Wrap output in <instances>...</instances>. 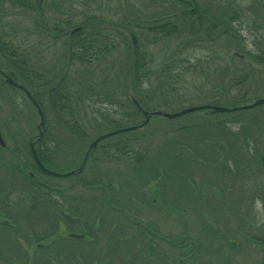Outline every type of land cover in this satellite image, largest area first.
I'll use <instances>...</instances> for the list:
<instances>
[{"label":"rangeland","instance_id":"374dc122","mask_svg":"<svg viewBox=\"0 0 264 264\" xmlns=\"http://www.w3.org/2000/svg\"><path fill=\"white\" fill-rule=\"evenodd\" d=\"M29 1L33 6L37 0ZM88 1H63L62 11L65 8L66 13L69 11L67 14L74 17L73 25L84 24L86 13L111 17L123 15L130 10L131 14L142 10V13L149 15L168 16L169 13H175L182 16L181 21L177 20L174 23L177 28L182 27V30L185 31L182 37L171 42H161L158 47L150 44L147 50L148 53L153 54L154 59L158 58L155 59L156 61L164 64L171 61L166 62L163 57L172 59V57L169 58V55L173 49L182 51L180 54L174 55V58L182 60L177 61L174 67L176 72L180 71L181 74L169 82L175 90L168 89V94L165 95L166 90H160L157 87L159 81L155 78H152L150 84L146 85L147 90H150H148V94L154 100L147 105L149 112L172 113L184 107L201 105L233 108L242 104L243 95H246V101L250 103L264 98V65L251 66L252 59L250 58L255 53H264V12L260 9V6L264 5V0L261 4L254 0H195L199 6L198 13L203 16L201 18H207L199 24L198 20L194 22L195 25L200 26V32L189 30V24L185 21L189 17V8L176 0L170 1V3L167 0L164 3H160L161 0H96L93 1L94 3H88ZM44 2L47 4L45 7L47 15L55 19L54 16L57 15L55 7L48 1ZM83 2L90 4L91 7H84ZM68 5L72 7L68 8ZM4 7L10 12L7 21L11 26L9 33L14 45L23 49L26 54L23 52L21 54L30 58L34 70L39 74L42 73L41 80L37 81V85H40L39 91H34L40 94L37 96L46 104V107L47 89L49 90L50 85L52 87L61 85L62 90H72L69 93L71 97L80 86L98 83L101 77L110 85L102 87L109 90L110 97L104 95L94 99V102L87 101L88 103L84 99L79 103L76 99H72L74 114L61 111L62 114L57 112L56 116L54 113L51 114L52 111L47 107L46 134H48L49 140L47 144L50 145L49 134H54L58 144L57 159L60 162L59 165H56L57 159L52 158V165L46 167L48 170L62 173L66 172L68 168L79 166L88 146L96 137L107 134L117 127L125 128L134 123H140L144 119L134 117L125 120L121 117L123 113L131 112L132 106L129 102L131 98L141 99L140 88L132 74L135 50L132 46L131 30L116 27L118 34L114 32L115 30L109 33L108 39L113 47L109 48V52L102 60L87 65L76 63L72 66L60 57L67 51L65 43L67 37L59 36L57 33L53 35L54 38L43 32H37L34 28V17L25 7L21 8L10 3ZM227 7H232L238 14H240L238 10H242L240 25L230 24L226 21L225 14L228 13L230 16ZM84 11L86 13L82 15ZM258 14L261 17H257ZM59 16L57 17L59 18ZM249 17L253 20L251 21ZM256 21L259 22V29L251 25L256 24ZM212 23L213 25H211ZM224 25L230 27L225 29ZM146 27V25H140L139 30H133L136 33L135 36L138 38L140 36V43L141 45L143 43V46L145 42L149 45V40L155 36L154 33H149ZM62 28L65 29L66 26L62 25ZM86 28L88 27L85 26L83 31L91 32L92 36L103 33L102 24H93L91 28ZM237 31H239L240 38L236 37ZM184 36H197V39L202 42L196 41L197 44L189 45L186 43L189 37ZM99 44L101 48L106 47L105 43L100 42ZM0 68L7 77L10 72L13 73L2 59H0ZM254 77L256 79L252 80ZM236 78H246V80L243 81V84L231 88V83ZM81 80H83L82 84L78 85ZM47 81L48 83L43 84ZM3 83L4 79L0 76V133L4 142L11 146L12 156L18 162L20 173L16 174L13 178L16 180L13 181L6 170L8 167L6 163L11 161V157L7 156L4 149H0V189L3 183H5L7 191L13 183L22 187L26 181L20 178L24 177L23 175L27 172L36 173L38 177L35 175L34 180L41 185L49 186L51 190L53 189L51 193L56 197L57 202L60 203L65 197L64 201L67 205L71 203L84 215L90 213L96 226L100 224L99 219L106 222L107 226L115 223L114 225L118 226L119 238L124 237L123 239L129 240L133 236L134 240H138L139 237L136 233L140 230L135 221L143 220L153 226L155 224L157 234L159 233L166 239L184 238L183 240L188 246L193 244L196 247L195 252L199 253V258H196L195 263L192 259H187L185 262L188 264H207L203 261H208V259H211L213 264H264V162L261 163V157L264 156V106L247 110V113L241 115L227 113L209 116L203 111H198L174 120L151 117L144 130L128 132L102 140L87 160L79 177L91 182L106 183L112 180L116 182L115 197L122 205L127 206V209H125L126 206L123 207L126 212L124 213L123 210L117 209L112 202L106 200L105 195L101 192L82 187L74 180L77 177L57 179L40 175L33 169V162L29 155L30 147L28 146V150L26 147L29 145V136L35 138L37 135L39 118L31 103L21 93L6 87ZM111 87L118 91L116 92ZM221 90H229V94H225ZM142 102L144 103V101ZM75 107H77V111ZM99 114H107L119 122L122 121L121 125L111 126L101 120ZM75 115L79 124L83 125L81 129L85 130L84 132L88 136L85 139L79 140L74 137L57 119L58 116L68 118ZM190 123L191 127L182 129L183 125ZM142 135H145L146 138L140 143V147L137 142H133L130 146L135 151L140 149L145 151L146 159L140 165L133 164L132 153L119 155L122 161L114 160L112 157L114 144L128 141L129 138H140ZM205 138L215 145L208 144L204 147L202 141ZM182 142L189 143L186 146L189 147L188 150L186 147L181 148L185 155V162L171 167L167 177L163 175L158 185L154 184L155 181L150 182L148 174H144V179L141 181L145 184L150 183L149 186L141 189V185H139L141 182L137 183L134 180L136 177L132 170L146 168L151 163L157 165V158L161 157L157 155V147H162L164 153L168 154L173 146H179ZM223 145L227 146L223 147ZM210 146L221 149V155L217 156L215 152L213 154V158H216L215 161L213 158L205 162L195 161L203 153H208L207 149H204ZM110 152L111 156L107 158V153ZM20 156L25 159L23 165L20 163ZM225 156L228 157V161H225ZM222 164L229 171L225 169V172L222 173L218 167L223 166ZM147 169H144V172ZM237 170L238 175L236 174ZM170 173L178 176L182 173L184 179L181 182L187 183L183 191L180 190V187H176L173 180L170 181ZM4 176H8L11 181L7 178L9 182H3ZM69 186L72 188L69 189ZM156 188L159 190V199L162 200L168 214L160 212L147 198L150 194L155 193ZM16 193L21 195V192L16 191ZM16 202L13 201L14 204ZM172 203L176 205H174L175 209L171 206ZM30 204L31 202L27 201V204L23 206L21 204L20 208L12 209L15 210L16 220L20 223L18 229L23 232L21 240L1 228L0 259H5L2 254V246L6 242L3 241L8 240V246L13 241L25 243L23 241H26V236L31 233V229L36 233H41L40 231L43 229L53 228L56 220L60 219V216H57L55 202H51L52 206L42 202L35 210L28 209ZM58 208H60L59 205ZM100 214L101 216H99ZM129 214L132 218L134 215L138 219L131 220ZM25 219L30 224H27ZM206 224L212 228V231L206 227ZM62 231L64 228L60 226V232ZM64 234L65 232H62L60 237H63ZM213 236L216 237V240L210 242L211 239H214ZM162 239L157 237L156 246L163 247L160 244ZM189 239L191 243L188 242ZM210 247L211 256L204 252L206 248ZM32 251V249L28 251V260H25L23 255L24 260L22 261L11 259L14 258L11 256L7 262L8 264H20L27 261L26 264H36L39 252L36 251L31 256ZM169 252L172 254L171 262L176 263V259L180 257V251L172 249ZM144 262L142 259H138V264H144Z\"/></svg>","mask_w":264,"mask_h":264},{"label":"trees","instance_id":"16d2710c","mask_svg":"<svg viewBox=\"0 0 264 264\" xmlns=\"http://www.w3.org/2000/svg\"><path fill=\"white\" fill-rule=\"evenodd\" d=\"M44 1H48V3L50 5L55 7L56 12H57V15L54 16L55 19H52L50 17V15H47V10L45 9L47 4ZM63 1H65V0H37L36 4L32 6L30 4L29 0H0V7H1L0 8V59H2L4 62H6V64L10 67V69L13 71V74L17 77L16 80L18 82H20L22 85H24L25 88L31 92V94L34 96L36 101L39 103V105L43 111H45V107L43 105V102L39 98L40 94H38L34 91V90L39 91L38 88L40 87V85H37V81L41 80L42 73L39 74L38 71L33 69V65L30 62V58L21 54V52H23V54H26V52H24L23 49L16 47L13 43V39L9 33L11 26H10L9 22L7 21L8 15H9L8 13H10V12L8 11V9H4L5 8L4 6L8 5V3L16 4L17 6H19L21 8L25 7L28 12L32 13V15L34 17V21H33L34 28L37 32H39V31L43 32L44 34H47L48 36H53L54 34L59 33L58 34L59 36L67 37L65 39V43L67 45V51H66V53L64 52V55H60V57L65 59L66 61H68L70 63V65H72V66L75 65L76 63L81 64V65H87V64L96 63V62L102 60L103 58H105V56L109 52V48L113 47L111 45L110 40L108 39L110 36L109 33L113 32L115 30L114 32L116 34H118L116 29H115L116 27H120V29H127L128 31L131 30L130 35H133L136 42H137L136 55L134 56V63L132 64V66H133L132 74L134 76L133 79L135 80V82L138 83V86L140 88L139 94H140L141 99L139 98L138 101L142 104V106L146 110L149 109L147 107V105H149L150 102L154 101L153 98L150 97V95L148 94L149 89L147 90V87H146L147 84H150L152 78H155L156 80L159 81V84L157 87L160 90H166L165 95L168 94V89L169 90H175V88L171 87V84L169 82L171 79L173 80L175 78V76H178L181 74L180 71L176 72V69L174 68L176 66L177 61H182V60L178 59L177 57L174 58V55L180 54V52H182L181 49H178V48H177L178 50L173 49V51L169 55V58L172 57V59H167L168 57H163L164 59H166V62L168 60H171L167 64L156 61L155 59H158V58L155 57V59H154L153 54L148 53L147 50L150 47V44L158 47V44H160L161 42H164V41L171 42L172 40H177L180 37H182V34H184L185 31L182 30V27L177 28L174 24L175 22H177V20L181 21L182 16L176 15L175 13H169L168 16H157V14L149 15V14L142 13L143 12L142 10H141V12H136L135 14H131L132 11L130 10V11H127L126 13H123V15L119 14V16L103 17L102 15H97V14H87L84 11L82 13V15L86 13V19L83 22L84 24L73 25L72 21L74 20L73 19L74 17L68 15L67 13H69V11L66 13L67 10H65V8H64V11H62L63 4H64ZM93 1H96V0H89L88 3H94ZM170 1H174V0H167L168 3H170ZM176 1L179 3L185 4L189 8V11H188L189 17H187L185 20L189 24V30L191 32H200L201 28H200V26H198V24L204 20H207V18H201L203 16H201V14L198 13L199 12V6L197 4V1H195V0H176ZM254 1H258V4H261V2H262V0H254ZM159 2L164 3L165 0H161ZM88 3L83 2V6L84 7L85 6L91 7L90 4H88ZM258 4H257V6H258ZM70 7H72V6L68 5V8H70ZM227 8H228V11L230 12V16L228 15V13L225 14L226 21L229 22L230 24L235 23V25L236 24L240 25L241 24L240 19L242 18L241 15H243L242 10H238V11H240V14H241L240 15V14H238V12L236 10L232 9V7H227ZM260 9L264 12V5L263 4H262V6H260ZM2 10H3V12H2ZM5 13H6V15H5ZM58 15H60L59 18L57 17ZM257 17H261V16L258 14ZM250 19H251V21L253 20L252 18H250ZM196 20H198L197 25L194 24V22ZM246 22H248V21H246ZM254 22H255V20H254ZM93 24L94 25L102 24L101 30L103 33L98 34L97 36H92L91 32H88L86 30L83 31L85 26H87L88 28H91V26ZM62 25H65L66 28L61 29ZM140 25L141 26L146 25L147 31L149 33L155 34V36H153L149 40V45L146 44V42L144 43V46H143V43L141 45L140 36H139V38L137 36H135L136 33L134 31L139 30ZM211 25H213V23ZM251 25L256 29H259L258 28L259 22L256 21V24H251ZM224 27H225V29H227L230 26L224 25ZM88 28H86V29H88ZM104 28H105V30H104ZM213 28H214V26H213ZM73 29H78V31H76L75 33H73L70 36V32ZM238 33H239V31H237L235 33L236 37L240 38V35H238ZM53 37L55 38V36H53ZM184 37H189V39L186 40L187 41L186 43H188L189 45L197 44L196 41L202 42V40L197 39L198 38L197 36H184ZM48 38H51V37H48ZM51 41H53V40H51ZM100 42L105 43L106 47L101 48V46L99 44ZM165 47L169 48L168 46H165ZM254 47H256V46H254ZM250 58L252 59L251 66L264 65V53H255L254 55H251ZM0 70L2 71L1 68H0ZM102 78L103 77H101V80H99L98 83H91L90 85L80 86L79 89H77L74 92V96H72V97L69 94L72 90H68V91L62 90L61 85L59 87H55V86L52 87V85H50L49 90L47 89L48 105L50 106V108L51 107H57L58 112L60 114H62L61 111L65 112L67 114H74L72 112V108H74V106L71 104L72 99H76L77 103H79V101H82V99L86 100V102L87 101L88 102H94L93 101L94 99H98L104 95L107 97H110L109 90H105L102 88L104 86H110V85L106 81H103ZM255 79H256V77H254V79H252V80H255ZM258 79H260V78H258ZM83 80H81L80 81L81 83H79L78 85L82 84ZM244 80H246V78H236L231 83V88L243 84ZM260 81H261V79H260ZM44 83H48V81L43 82V84ZM3 85H6V84L3 83ZM111 88L116 90V92L118 91V89H116V88H113V87H111ZM221 91H223V90H221ZM223 92L225 94H229V90H226ZM78 94H79V97H77ZM37 95H39V96H37ZM161 95H162V93H161ZM159 97H160V95H159ZM141 100L144 101V103ZM241 101H242L241 105L249 104V102L246 101V95L242 96ZM83 107H84V105H83ZM75 108L77 111V107H75ZM89 111H91V110H89ZM245 113H247V112L241 111V112H237L234 114L235 115H241V114H245ZM232 116H233V114H232ZM121 117L125 120L131 119L134 117L142 118V116L134 108L131 110V112L123 113L121 115ZM100 118H101V120H104V122L110 124L111 126L121 125V122H122V121L119 122L117 119L111 118L107 114L106 115H100ZM58 120L60 121V124L63 125V127H65L66 130H68V132L70 134H73L74 137H76L77 139L80 140V139H85L88 137L86 135V133L84 132L85 130L83 131V129H81V127L83 125L79 124V120L77 119L76 115L72 116V117H68V118H62V116H60L58 118ZM143 121H144V119L140 123H134L132 125L141 124ZM189 126L191 127L192 124L190 123L187 125H183L182 129H186ZM146 127L147 126L142 128V130H144ZM136 131H139V130H136ZM145 138H146V136L142 135L140 138H137V137L133 138V139L129 138L128 141H122V142H118V143L114 144L112 146V151H113L112 155H115V158H118L119 155H129L130 153H132L131 158H133V160H134L133 164H135L136 166L140 165L146 159L145 151H142L140 148H139L140 150L135 151L130 146L132 145L133 142H137V145L140 147V143H142V141L145 140ZM183 144H185V145H183ZM202 144L204 145V147H206L208 144L215 145V143H211L208 138H205L202 141ZM187 145H189V143H187V142H185V143L182 142L179 146L175 145L170 149V152L168 154L164 153V150L162 147H157V149H156L157 155L161 156V157L157 158V160H158L157 165L155 163H153V165H152V163H151L149 165L150 167L148 166L149 168L146 167V168H142V169L132 170V172L134 173V175L136 177L134 180L137 183L141 182V184H139V185H141V189L149 186L148 184L150 182H153V181H155V183H154L155 185H158V183L161 181L163 175L165 177H167V174L171 170V167L173 168L174 165H179L181 163H184L185 162V158H184L185 155L183 154V150H181V148L186 147ZM224 146H227V145H223V147ZM186 149L188 150L189 147H186ZM206 149H207L208 153L207 152L203 153V155H201V157H199V158H196L195 161H197V162H205L206 160L210 161L211 158H213V154L215 152L217 153V156L221 155V153H222V150L216 149V146H214V147L210 146L209 148L207 147L204 150H206ZM36 150H37L38 157H39L40 161L42 162V164H44L46 167L52 165L51 159H52V155L54 156V151L52 152V145L51 144L49 145L42 140L41 143L38 144ZM116 155H118V156L116 157ZM31 159H32V157H31ZM224 159H225V161H228V157L225 156ZM215 160H216V158H213V161H215ZM219 162L221 163V161H219ZM263 162H264V156L261 157V163L263 164ZM33 164H34L33 169L35 171L39 172L40 175L42 174V175L46 176L45 174H43L38 169V167L35 165V163H33ZM7 166H8L6 168L7 174L12 178L13 181L16 180L13 178H15L16 174L20 173V171H19L20 169L17 167H14L12 161H7ZM218 167L222 173L225 172V169L229 171V169L226 168L224 165L218 166ZM153 168H155V169L153 170ZM144 169H147V170L144 172ZM176 170H178V169H176ZM244 172H246V171H244ZM144 174H148V179L150 178L149 183L145 184L141 181L142 179H144L143 178ZM236 174L238 175V170L236 171ZM220 175H222V174H220ZM23 176L24 177H21V178H24L26 183L22 187L15 185V183H13L12 187L10 185V189H9V191H7V188L4 186L5 183H3V185L1 186V189H0V221H2V220L8 221L9 225H10L9 227H6L3 225V223H0V230L5 229L6 231L11 232L13 235L15 234L17 239L19 238L20 240L23 238V232H20L18 229L20 226V223L16 220L15 210H12V209L13 208H17V209L20 208V205L22 204V206H23V205L27 204V201L31 202L30 206L28 207V209H30V210H35L36 208H38L40 206L39 204L42 202H45V204L49 203V205H51V206H52V204H51L52 201L56 202V197L52 196V193H51V191L53 189L51 190L49 186L39 184L38 182H36V180L28 177L27 174H25ZM169 177H170V181L171 180L174 181V184L176 185L177 188L180 187V190H182V191L185 189L187 183L185 181L181 182V180L184 179V177L182 176V173L179 174V176L178 175H172L170 173ZM132 179H133V177H132ZM95 180H98V179H95ZM3 182H5V181H3ZM9 184H11V183H9ZM127 184L130 185L131 183H127ZM115 185H117V184L113 180L106 182V183L101 182V181H92V182L87 181L85 185H82V187L90 188L91 190L96 191V192H101L103 195H105L106 200L112 202L113 205L117 209L123 210V207L126 205H122L120 203V201L115 197V195H116V191L114 190ZM19 189H20V191H19ZM138 190H140V188H138ZM16 191L21 192V195H18L16 193ZM155 191H156L155 193H153L152 195L151 194L149 195L152 205H153L152 200L158 199V197L160 196L159 192H158L159 191L158 188H156ZM40 198H42L43 200H41ZM50 198H52V199H50ZM63 198H64V200H66L65 197H63ZM147 198H148V196H147ZM64 200L61 201L60 203L56 202V204H58L60 207L59 208L60 209V211H59L60 218L62 220L64 219L67 222V224L70 226V228H69L70 233L81 234L86 239H88L90 242L98 241V240L99 241H101V240H117V241L122 240V238H119V235L117 233L118 229H116V228L111 229L109 226H106V224L104 226V221L102 222L101 219H100V222H102V223H100L99 225L96 226V224L93 223L95 220L92 221V219H91V215L90 216L88 215L87 216L88 219H87L79 209H77L76 207H73V205L71 203L67 205ZM13 201L14 202L17 201V202L14 204ZM159 201L161 202V204H163L162 200H159ZM174 205L175 204L172 203L171 206L174 207V209H175L176 205L175 206ZM125 209H127V206L125 207ZM119 210H117V211L122 212ZM123 212H124V210H123ZM124 213H126V212H124ZM136 213H137V211H136ZM88 214H90V213H88ZM129 217L131 220H133V218L138 219L134 215L132 218L130 216V214H129ZM26 221H27V224H30V222L28 220H26ZM135 222H137V226L139 227L140 231L137 232V234L139 235L141 240H145L146 242H152V241H156L157 237L161 238L162 235H160L159 233L157 234L155 224L153 226L151 223H149V222L146 223L143 220H141V221L136 220ZM28 227H30V226L28 225ZM206 227L212 231V228L209 225L206 224ZM74 228L75 229H81V230L79 232H75V231H73ZM102 228L104 230H101ZM48 229L41 230L40 231L41 233H36L35 231H33L31 229V233H29L26 236V241H29L30 237H32V239H34L36 242H44L46 240H49L50 238L52 239V237L56 234L55 233V227H53V228L51 227L49 230ZM100 231H103V232H100ZM213 238L214 239H211L210 242H212V240L213 241L216 240L215 236H213ZM132 239H133V237H132ZM183 239L180 238L179 240H174L172 238L170 240L171 249H175V250L180 251V257L178 259H176L177 261H176V263L175 262L174 263L175 264H188L187 262H185L187 259L188 260L192 259L193 262L195 263L196 258H199V253L195 252L196 247L193 244H189V246H188L185 243V240H183ZM64 240H66V239H64ZM188 242L191 243L190 239L188 240ZM184 243L186 244L185 248H184ZM210 250H211V247L206 248L204 250V252H207V254L211 256ZM213 254H215V253H213ZM171 256H172V254H171ZM203 262H205L207 264H213L211 259H208V261H203ZM21 263L26 264V262H21ZM172 263L173 262H171L170 264H172ZM38 264H50V263L49 262H40Z\"/></svg>","mask_w":264,"mask_h":264},{"label":"flooded vegetation","instance_id":"af4514ba","mask_svg":"<svg viewBox=\"0 0 264 264\" xmlns=\"http://www.w3.org/2000/svg\"><path fill=\"white\" fill-rule=\"evenodd\" d=\"M13 79H17V77L10 72L8 75ZM52 111L51 114H55L58 112L57 107L48 108ZM59 113V112H58ZM56 115V114H55ZM57 116V115H56ZM59 118V116H58ZM57 118V119H58ZM45 128L42 130V135L38 137V135L29 137L28 143L29 147L31 144H34V148L38 146L43 140L45 143H48V134H46V120H48L47 108L45 109ZM38 134V133H37ZM50 144L52 145V152L54 151V156L52 158H58L57 156V143L55 141L54 134L50 133ZM9 157L12 155V150L8 149L5 151ZM106 156V155H105ZM107 157V156H106ZM108 158V157H107ZM24 157L20 156V163H24ZM57 159L56 165H59L60 162ZM13 166L20 169L17 165V161L12 157ZM55 162V161H54ZM23 165V164H22ZM79 166L68 168L66 172L71 176L62 177V178H74L77 183L85 185L88 181L87 179H83V177H79V175L83 172L79 171ZM61 178V177H59ZM73 179V178H72ZM72 186H69L71 189ZM156 192V191H155ZM152 195V194H151ZM159 199V197H158ZM158 199H153L152 203L157 209H163L164 212H167L164 208V204ZM57 201V199H56ZM57 216H59L60 209L58 208V204L55 203ZM160 210V212H163ZM67 214V213H66ZM68 215V214H67ZM66 216V215H65ZM85 216V215H84ZM101 216V215H100ZM100 223V219L98 221ZM60 226L64 228L65 233H70V226L63 219H57L55 223V235L60 236L62 232H60ZM112 227V226H111ZM116 228V225H113V229ZM112 229V228H111ZM81 229H75L73 231L79 232ZM142 232V231H141ZM53 236V237H54ZM139 236V235H138ZM148 236V235H147ZM18 242V243H17ZM25 243H21L19 241H13L2 246V254L6 260H9L11 256H13L16 260L17 256H25V260H28L29 257V249H32L31 256L34 252L38 251L39 255H37V262H49L50 264H138V259H142L144 264H170L172 261L170 241H160L162 244V248L155 244V241L146 242L145 240H101V241H74L69 240L66 241L64 239L56 240L47 243L44 245L40 242H36L30 237L29 241H23ZM19 245V246H18ZM20 249V250H19ZM114 250V251H113ZM117 255V256H116ZM22 256V258H23ZM21 258V257H20ZM163 258V259H162ZM148 261H147V260ZM152 262V263H151Z\"/></svg>","mask_w":264,"mask_h":264},{"label":"water","instance_id":"95a60500","mask_svg":"<svg viewBox=\"0 0 264 264\" xmlns=\"http://www.w3.org/2000/svg\"><path fill=\"white\" fill-rule=\"evenodd\" d=\"M76 31H77L76 29L73 30L72 31V34L75 33ZM7 83L9 85H12V86H14V87L22 90L26 94V96L30 99V101L32 102L33 106L36 108L37 113L39 115V120H40L37 129L39 131V135H41V129L44 127V117H43V114H42V111H41L40 107L38 106V104L36 103V101L31 97V95L25 90L24 87H22L21 85H17L14 81H12L10 79H7ZM132 102H133L135 108L137 109V111L140 112L145 117V122L143 124H140V125H137V126L128 127V128H121V129L115 130L113 132H110V133H108L106 135H103V136H100L99 138H97L89 146L88 151L85 154L82 167H83V165L85 163V160H86L89 152L92 149H94L99 142H101L102 140H104V139H106L108 137H112V136L119 135V134H122V133L134 131L136 129H140L144 125H146L148 123V121H149V119H150L151 116H163V117H166V118L172 120V119H176V118L182 117L184 115H187V114H190V113H193V112H198V111H203V112H205L206 115H215V114L231 113V112L248 110V109H253V108L262 106V105H264V98L256 100L251 105H246V106H241V107L226 108V107H222V106L204 105V106L190 107V108L181 110V111L176 112V113H171V114L161 113V112H153V113L149 114L146 110H144L141 107V105L137 101H135L134 99H132ZM0 145L3 146V147L5 146V143H4L3 139H2L1 133H0ZM31 148H32V155H33L34 161H35L36 165L38 166V168L43 173H45L46 175H49V176H53V177H66V176H69V174L60 175V174H57L55 172H52V171H49L48 169H46L42 165V163L40 162V160H39V158H38V156L36 154V151L33 149V145H31ZM82 167H80L79 170H82ZM68 237L69 238H73V239H82V238H84V236L78 235V234H69ZM0 264H2V263H0Z\"/></svg>","mask_w":264,"mask_h":264}]
</instances>
